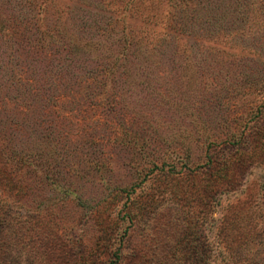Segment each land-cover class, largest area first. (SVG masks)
I'll return each instance as SVG.
<instances>
[{
    "label": "rangeland",
    "instance_id": "obj_1",
    "mask_svg": "<svg viewBox=\"0 0 264 264\" xmlns=\"http://www.w3.org/2000/svg\"><path fill=\"white\" fill-rule=\"evenodd\" d=\"M97 5L0 0V264H264V0Z\"/></svg>",
    "mask_w": 264,
    "mask_h": 264
},
{
    "label": "trees",
    "instance_id": "obj_2",
    "mask_svg": "<svg viewBox=\"0 0 264 264\" xmlns=\"http://www.w3.org/2000/svg\"><path fill=\"white\" fill-rule=\"evenodd\" d=\"M90 1H92V0H90ZM97 3H98V0H95V6H93V8H92V10H89V12L87 11L86 13L88 14V18H91L93 21V23L96 25V27L98 28V29H100V30H105V29H107V27L110 25H112L114 22V20H115V18H114V16L112 17L111 16V14L110 13H112V12H107L106 11V15H104V13H105V10H102L101 9V7H99L100 5H97ZM43 12H45V9L43 10ZM102 12H104V13H102ZM81 20H83V24L86 26L88 23H87V20L86 19H84V18H82ZM101 21H105L106 22V27L105 26H102L101 25ZM104 22V23H105ZM42 33V38H44V40H43V43L45 44V38L46 37H48V29L46 28V29H44V30H42L41 31ZM127 43H128V45H133L134 43H132L131 41H129V40H127ZM50 44V43H49ZM56 47L58 48V49H60V48H63V49H66L65 47H64V45L62 44V43H58V44H56ZM51 48H53L52 46H51ZM117 64V63H116ZM114 66H112L110 69H109V71L108 70H106V75H108V76H106V79L107 78H110V79H113L114 80V78H115V76H116V70L113 68ZM99 75H96V77H98ZM9 158L11 159V160H13L14 162H16L15 164L16 165H21V166H24L25 165V163L27 162L25 159H24V157L22 156H20L19 155V157H18V155H17V157H16V154L15 153H10V155H9ZM26 158V157H25ZM28 158H30V157H28ZM40 165H35V167L36 168H38ZM35 168V169H36ZM53 184L55 183V181L54 182H52Z\"/></svg>",
    "mask_w": 264,
    "mask_h": 264
}]
</instances>
